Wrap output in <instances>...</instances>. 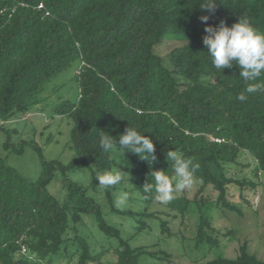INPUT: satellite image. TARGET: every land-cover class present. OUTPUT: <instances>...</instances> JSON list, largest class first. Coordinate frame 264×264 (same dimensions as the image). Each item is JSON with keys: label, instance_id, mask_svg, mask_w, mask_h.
Instances as JSON below:
<instances>
[{"label": "trees", "instance_id": "obj_1", "mask_svg": "<svg viewBox=\"0 0 264 264\" xmlns=\"http://www.w3.org/2000/svg\"><path fill=\"white\" fill-rule=\"evenodd\" d=\"M208 2L0 0V134L7 135L2 145L17 154L30 146L41 162L39 176L32 179L9 164L8 155H0V264H59L62 257L66 264L75 258L78 264L169 259L167 251H150L133 241L152 228L147 218L159 219L149 211L154 192L146 193L143 187L151 182L152 170L170 169L166 152L175 149L200 165L196 193L190 196L184 189L167 203L168 214L180 216L185 225L177 233L182 235L183 249L194 260H203L219 247L221 235L233 233L213 225L212 211L226 207L242 214L228 198L230 186L239 187L248 205L245 190L257 193L262 186L243 170L249 169L258 179L264 173V92L247 94L252 82L240 77L237 65L224 70L212 65L203 44L207 25L201 17L209 16L207 24L214 27L222 21L231 27L247 18L264 32V0H214L212 8H202ZM41 3L44 8H39ZM171 34L184 39L170 52L172 68L155 52ZM76 63H80L75 75L79 96L64 99L54 109V115L70 120L74 157L68 162L48 159L35 139L15 141L17 129L7 123L27 113L45 84ZM241 94L246 96L243 101ZM130 126L153 140L155 161L123 154L118 145L112 153L101 150L100 131L118 140ZM53 139L51 134L47 144ZM78 166L89 169L92 184H99L98 173L114 167L125 171L131 192L145 203L142 211L119 209L115 187L104 189L111 213L132 218L136 233L124 236L123 228L110 223L102 205L88 193L89 187L70 177ZM57 172L66 191L62 200L49 190ZM210 189L217 192L215 198ZM85 215L93 216L99 230L118 243L94 251L78 227ZM160 222L162 232L171 234L169 222ZM204 264H264V259L244 242L236 258L219 254Z\"/></svg>", "mask_w": 264, "mask_h": 264}, {"label": "rangeland", "instance_id": "obj_2", "mask_svg": "<svg viewBox=\"0 0 264 264\" xmlns=\"http://www.w3.org/2000/svg\"><path fill=\"white\" fill-rule=\"evenodd\" d=\"M183 40V36L178 34L166 35L162 42L155 47V52L161 55L164 62L172 68L170 52L174 47L180 45ZM79 66L80 63H76L59 76L47 82L43 90L34 97L35 102L30 110L7 123L8 127L17 129V134L14 135L15 141L21 138L27 140L35 139L43 147L45 156L48 159L55 158L68 162L74 157V152L70 149V120L66 117L54 115V109L64 99L76 100L78 98L80 88L75 75ZM51 134L54 135V139L47 144L46 141ZM6 136L5 132L0 134V155H8L7 162L16 167L20 173L32 179L37 178L41 172V162L38 153L30 146H27L22 154H17L16 152L8 153L2 145L6 140ZM113 170H119V167H114ZM243 173H248L255 180L262 181V186L257 193H253L251 189L245 190L244 194L249 198L251 205L243 201L239 187L236 185L230 186L228 198L231 203L241 207L242 214L226 207L213 208V225L223 232L233 231L229 236L221 235L219 247L212 249L203 260H194V256H190L182 247V235L177 234L185 226L182 223V218L180 216L174 218L172 214H168L170 209L167 203L162 204L155 201L149 206V211L157 213L159 219L147 218L146 220L152 228L139 233L133 243L135 246H145L148 250L154 252L163 249L170 253V258L145 257L142 260V264H204L207 260L219 254L227 258H236L239 254L240 246L244 242L248 243L251 253L256 254L260 259H264V173L260 179L252 175L249 169L243 170ZM70 177L83 186L89 187L88 193L102 205L110 223L123 228L124 236L136 233L134 226L136 223L132 218L111 213L105 189L98 187V184H92L93 177L88 168L78 166L70 173ZM112 187H115L113 195L115 197V205L119 209L142 211L146 207L145 203L131 192L132 182L126 174H124L120 183ZM198 187L199 185L194 182L188 188L189 195L193 196ZM49 190L61 200L65 197L66 191L62 184L60 172L56 173L55 179L49 185ZM208 192H211L214 198L217 195L214 189H210ZM163 219L169 222L171 234L162 232L160 221ZM193 221L194 218L190 217L189 223L193 224ZM184 223H188L187 219L186 221L184 220ZM78 227L82 234L88 236L93 250L96 252L101 250V245L110 247L111 244L116 245L118 243L117 239L109 238L99 230L93 216H83V220L78 224ZM187 234L191 235L190 232H187ZM106 257L113 258L112 254H107ZM61 259V261L58 260V263L66 264L64 263L65 258L62 257ZM77 261L78 259L75 258L70 264H78ZM38 264L44 263L39 262Z\"/></svg>", "mask_w": 264, "mask_h": 264}, {"label": "clouds", "instance_id": "obj_3", "mask_svg": "<svg viewBox=\"0 0 264 264\" xmlns=\"http://www.w3.org/2000/svg\"><path fill=\"white\" fill-rule=\"evenodd\" d=\"M214 6V0H210L204 7L210 9ZM209 16L201 17V21L207 26L204 31L203 44L211 57L212 65L216 69H228L237 65L240 69V77L248 83L245 89L247 94L264 92V32L255 28L247 18H239V22L229 27L221 22L218 27L208 25ZM241 101L246 96H239ZM145 133V132H144ZM144 133L129 127L121 133L118 140L107 132L100 131V148L105 153H112L118 145L120 151L138 154L142 159L149 157L156 160L155 144ZM166 159L170 163L171 173L164 170H152L150 183L143 187L144 192L153 193L154 200L162 204L171 202L175 194L190 188L196 179V173L200 168L194 158L186 157L181 151L169 150ZM125 171L108 170L97 175L98 187L109 188L120 183ZM154 181V183L152 182Z\"/></svg>", "mask_w": 264, "mask_h": 264}, {"label": "built area", "instance_id": "obj_4", "mask_svg": "<svg viewBox=\"0 0 264 264\" xmlns=\"http://www.w3.org/2000/svg\"><path fill=\"white\" fill-rule=\"evenodd\" d=\"M39 8H44V4L41 3V4L39 5ZM47 14H49V12H47ZM0 125H1V119H0ZM22 251H23L24 253L27 252V248H26V246H23Z\"/></svg>", "mask_w": 264, "mask_h": 264}]
</instances>
